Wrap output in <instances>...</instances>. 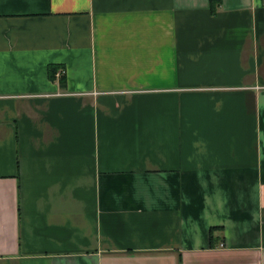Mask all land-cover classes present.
I'll use <instances>...</instances> for the list:
<instances>
[{"label": "crops", "instance_id": "crops-1", "mask_svg": "<svg viewBox=\"0 0 264 264\" xmlns=\"http://www.w3.org/2000/svg\"><path fill=\"white\" fill-rule=\"evenodd\" d=\"M0 264H264V0H0Z\"/></svg>", "mask_w": 264, "mask_h": 264}, {"label": "trees", "instance_id": "trees-1", "mask_svg": "<svg viewBox=\"0 0 264 264\" xmlns=\"http://www.w3.org/2000/svg\"><path fill=\"white\" fill-rule=\"evenodd\" d=\"M57 70V67L54 65V66H50L49 67V70H48V74L49 76L53 79L54 78V74ZM61 79V78H60Z\"/></svg>", "mask_w": 264, "mask_h": 264}, {"label": "built area", "instance_id": "built-area-1", "mask_svg": "<svg viewBox=\"0 0 264 264\" xmlns=\"http://www.w3.org/2000/svg\"><path fill=\"white\" fill-rule=\"evenodd\" d=\"M61 73V72H60ZM57 75H59V73H57Z\"/></svg>", "mask_w": 264, "mask_h": 264}]
</instances>
